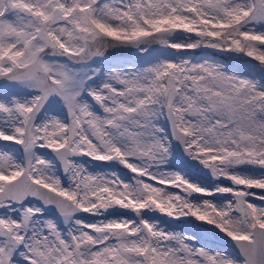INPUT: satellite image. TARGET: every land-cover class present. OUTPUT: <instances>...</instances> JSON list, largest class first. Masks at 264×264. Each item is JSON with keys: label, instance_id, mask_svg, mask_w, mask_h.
<instances>
[{"label": "snow or ice", "instance_id": "snow-or-ice-1", "mask_svg": "<svg viewBox=\"0 0 264 264\" xmlns=\"http://www.w3.org/2000/svg\"><path fill=\"white\" fill-rule=\"evenodd\" d=\"M195 49L264 68V0H0V264H264V79ZM157 212L215 226L239 257Z\"/></svg>", "mask_w": 264, "mask_h": 264}, {"label": "rangeland", "instance_id": "rangeland-1", "mask_svg": "<svg viewBox=\"0 0 264 264\" xmlns=\"http://www.w3.org/2000/svg\"><path fill=\"white\" fill-rule=\"evenodd\" d=\"M175 51V50H173ZM106 57V56H105ZM183 57L184 58H191L193 60H201V59H211L215 62H218L225 67H227L232 73L240 76H244L250 79L255 80H261L264 79V68L261 67L260 62L256 61L254 58L247 57L245 55L240 54H234L229 52H223L218 50H184L183 51ZM108 61L115 64H124L132 58H110L107 57ZM95 66V65H94ZM162 126L168 128L169 126L167 124H163ZM9 142H5V146ZM17 149H19V146H17ZM80 163H88L90 162V158L83 157L78 158ZM91 166L94 167L95 171H105V172H117L121 175L122 178L126 179L127 181H131L132 177L135 175L133 173H124L121 172L118 168H111L107 165H105L103 162H91ZM167 171H174L179 170L175 167L173 164L171 167L162 169ZM59 174L62 183L67 184L68 182V176L63 173L62 168L59 169ZM191 179H194L196 181H204L206 183H212V178L207 174V170L204 172H201L200 169H193L191 172ZM146 182L154 183L156 186L164 187L167 191L170 193H180L183 195L182 189H177L174 186L170 185H159L158 182H153L150 180V178H145ZM225 183L227 184L228 181L225 180ZM259 191V190H257ZM197 197H199L201 194H195ZM207 198V197H204ZM258 202V201H257ZM58 213H49V217L56 218ZM88 215V214H85ZM120 215H125L129 218H135V215L127 209H122L120 212ZM151 218L158 220L162 226L166 227L169 231L177 232V233H183L185 235H193L195 234L198 238L199 243L197 246H205L209 248L210 250L214 251H225L231 256L239 257V253L230 245H227L225 242H223L218 234L217 231L221 234H224L219 231V229H216L215 226L212 225H206V222L199 221L195 217H180L179 219L168 217L166 214L161 213H151L149 214ZM93 221L97 219H102L103 217H89ZM111 218V217H110Z\"/></svg>", "mask_w": 264, "mask_h": 264}, {"label": "water", "instance_id": "water-1", "mask_svg": "<svg viewBox=\"0 0 264 264\" xmlns=\"http://www.w3.org/2000/svg\"><path fill=\"white\" fill-rule=\"evenodd\" d=\"M106 57L110 58H133V50L129 49L128 47H115V48H109L104 53ZM169 129H170V125ZM105 165L109 166L112 164V162H103ZM110 167V166H109ZM62 168V167H61ZM111 168H118L121 172L124 173H131L130 170L126 169L123 165H115L111 166ZM217 234L219 238L225 242L227 245L232 246L238 253V247L236 246L235 242L231 240V238H228L226 234H221L217 231Z\"/></svg>", "mask_w": 264, "mask_h": 264}]
</instances>
